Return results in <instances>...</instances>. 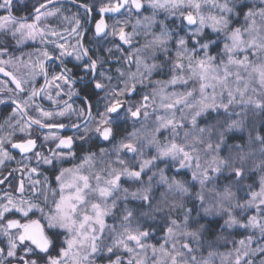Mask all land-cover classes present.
I'll return each mask as SVG.
<instances>
[{
    "label": "snow or ice",
    "instance_id": "snow-or-ice-1",
    "mask_svg": "<svg viewBox=\"0 0 264 264\" xmlns=\"http://www.w3.org/2000/svg\"><path fill=\"white\" fill-rule=\"evenodd\" d=\"M67 2L0 0V264H264V0Z\"/></svg>",
    "mask_w": 264,
    "mask_h": 264
},
{
    "label": "flooded vegetation",
    "instance_id": "flooded-vegetation-1",
    "mask_svg": "<svg viewBox=\"0 0 264 264\" xmlns=\"http://www.w3.org/2000/svg\"><path fill=\"white\" fill-rule=\"evenodd\" d=\"M16 15H20V16H23V15H27L28 12H21V13H18V12H15ZM14 43V42H13ZM31 43V42H29ZM25 53H28V52H31L32 51V47H24L22 49ZM20 53L17 52L16 55H19ZM7 57H5L6 59ZM71 63L69 64V67H71ZM6 70H11L10 68L9 69H6ZM39 80V83L42 84L43 83V79L42 78H38ZM3 82H7L8 83V86L9 87H13L14 88V85H12L10 83V81L8 80L7 77H5L3 75V73H0V83H3ZM79 87V85L77 86ZM65 99H67V97H65ZM40 103H42L44 105V107H49V102L48 101H39ZM79 101H77L78 103ZM10 113V109H6L4 108V106H0V124H2L6 119H7V116L8 114ZM67 134H71V132L69 131ZM15 152V150H14ZM20 159V156L17 154V160ZM17 167L15 161H12V162H9L8 163V167L7 168H0V171H3L5 175H7V172L10 171L12 168H15ZM19 183V173H16L15 174V179H11V185H12V188L11 190H15V187L18 185ZM7 185H0V188H6Z\"/></svg>",
    "mask_w": 264,
    "mask_h": 264
},
{
    "label": "trees",
    "instance_id": "trees-1",
    "mask_svg": "<svg viewBox=\"0 0 264 264\" xmlns=\"http://www.w3.org/2000/svg\"><path fill=\"white\" fill-rule=\"evenodd\" d=\"M36 0H15V6H16V12H28L31 9V6L33 3H35ZM25 5H27V8H25ZM66 7H72L70 4H66ZM75 8H73V11ZM258 179V177H257Z\"/></svg>",
    "mask_w": 264,
    "mask_h": 264
},
{
    "label": "rangeland",
    "instance_id": "rangeland-1",
    "mask_svg": "<svg viewBox=\"0 0 264 264\" xmlns=\"http://www.w3.org/2000/svg\"><path fill=\"white\" fill-rule=\"evenodd\" d=\"M65 3H66V4L68 3L67 0H65ZM65 7H66V5H65ZM73 8H74V7H73ZM72 10H73V9H72ZM51 23L55 25V24H59L60 21H58V20H52ZM3 39H4V37H3L2 35H0V41H2ZM129 130H131V128H129ZM224 250H225V249H223V248L221 249V251H224Z\"/></svg>",
    "mask_w": 264,
    "mask_h": 264
}]
</instances>
